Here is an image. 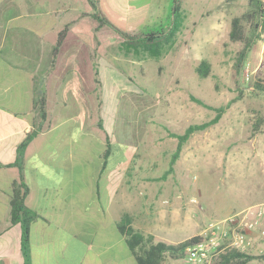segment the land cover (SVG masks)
<instances>
[{"label": "rangeland", "instance_id": "1", "mask_svg": "<svg viewBox=\"0 0 264 264\" xmlns=\"http://www.w3.org/2000/svg\"><path fill=\"white\" fill-rule=\"evenodd\" d=\"M104 1L98 4L101 11L130 34L169 25L173 0ZM134 1L146 6L127 12V4ZM249 8L250 0H181L180 29L158 56L127 45L109 25L98 26L89 16L96 9L86 0H66L65 20L49 17L45 25L44 14L39 19L42 28L36 32L44 33L45 26L44 39L52 47L72 15L62 63L74 62L89 76L93 70V83H79L76 98L75 89H65L67 104L54 106L51 126L73 130L79 140L78 130L84 131L91 151H101L104 132L96 127L101 117L104 129L112 133L108 162L120 166L122 179L130 164L151 167L147 174L153 202L145 232H151L146 234L153 242L175 243L201 235L210 223L223 222L264 198V92H253L255 83L264 84V32L243 60L238 86L233 77L244 42L228 37L231 18ZM245 28L250 33L249 25ZM73 49L71 55L68 51ZM203 60L209 62L205 77L197 73ZM99 68L100 75L95 73ZM229 100L234 101L216 124L190 136L173 170L163 177L178 142L169 131L180 134L191 123L212 119L215 109ZM242 250L264 253V238L256 231L249 233ZM163 264L189 263L167 256Z\"/></svg>", "mask_w": 264, "mask_h": 264}, {"label": "crops", "instance_id": "2", "mask_svg": "<svg viewBox=\"0 0 264 264\" xmlns=\"http://www.w3.org/2000/svg\"><path fill=\"white\" fill-rule=\"evenodd\" d=\"M65 5L66 0H0V264L25 263L21 223L11 225L9 220L8 191L18 171L7 165L17 159L20 142L34 131L21 152L28 187L25 204L36 213L29 222L30 264H136L118 222L128 213L134 229L151 233L145 232L153 202L147 174L151 167L130 164L122 179L120 166L108 162L110 131L100 129L103 148L91 151L84 131L78 130L79 140L75 131L51 126L54 106L67 104L65 89H75L83 81L93 83L92 69L89 76L74 62L62 63L68 34L52 65L53 45L44 39L47 28L36 32L42 28V14L45 25V18L65 20ZM144 5L128 3L126 11L138 12ZM71 16L66 24L74 22ZM68 52L72 55L75 49ZM42 93L47 98L45 121L36 108ZM73 96H78L76 89Z\"/></svg>", "mask_w": 264, "mask_h": 264}, {"label": "trees", "instance_id": "3", "mask_svg": "<svg viewBox=\"0 0 264 264\" xmlns=\"http://www.w3.org/2000/svg\"><path fill=\"white\" fill-rule=\"evenodd\" d=\"M96 10L92 14L93 18L98 21V26L109 25L114 30H116L119 36L122 37L123 42L127 45L134 48H140L145 51L147 54L152 56H158L161 52V46L164 43L172 40L174 35L180 29L181 26V0H173L171 5V15L169 20V25L165 28L159 30H151L149 32L137 31L135 33H128L123 29H120L118 26L114 25L110 19L101 11L98 7V0H87ZM249 25L250 33L246 32L245 25ZM69 24H66L64 27L57 32L56 42L51 49V63H55L56 55L61 48L67 31H69ZM264 32V0H250V8L240 16L231 18V28L229 31V40L231 42L242 41L244 42V47L240 51L237 62L235 64V73L234 81L236 85H239V73L241 71L243 60L248 54L249 50L252 48L254 40L260 36V33ZM209 72V62L206 60L201 61L197 67V73L201 77H205ZM95 73H98V70H95ZM99 81V80H98ZM250 87H253L248 82ZM255 89L253 92H264V84L255 83ZM194 101L200 104H204L203 101L193 98ZM234 100H229L224 106L216 108V114L212 119L203 121L201 123L189 124L182 133L177 134L169 131V134L177 138V146L175 147L174 152L171 155L169 165L166 171L163 174V177H166L168 173L173 170V165L180 156L182 146L187 142V140L194 133L202 131L209 126L216 124L221 114L224 110L233 103ZM47 98L42 93L37 98V111L39 113L42 121L47 119ZM211 107V106H209ZM102 120L100 117L99 124L97 125L99 129H104L102 126ZM36 131L29 133L24 141L20 142L18 146V157L17 159L7 166H14L17 168L18 177L13 180L11 189L8 191L10 195L9 205H10V224H15L20 222L22 226V235H21V247L23 252V257L25 260L24 264H30L29 262V222L36 217V213L26 206L25 198L28 193V187L24 182L23 174V165H22V149L26 144L31 140ZM133 220L132 216L128 213L123 214L121 219L118 222L119 232L126 236V243L130 250H132L133 258L136 264H163L164 259L169 256L171 259H180L184 258V250L186 246L195 243L197 240L201 239V235H194L191 237H186L183 240H179L175 243L165 242V241H156L153 242V237L151 234H145L141 231H138L133 228L131 224ZM263 258L264 253L259 255H252L244 252V250H239L234 247H228L221 250L218 255L212 260L211 264H247L249 261Z\"/></svg>", "mask_w": 264, "mask_h": 264}, {"label": "built area", "instance_id": "4", "mask_svg": "<svg viewBox=\"0 0 264 264\" xmlns=\"http://www.w3.org/2000/svg\"><path fill=\"white\" fill-rule=\"evenodd\" d=\"M254 231L264 238V198L260 203L225 218L223 222L207 225L201 239L186 246L183 259L189 264H209L224 248L244 249L249 233Z\"/></svg>", "mask_w": 264, "mask_h": 264}]
</instances>
